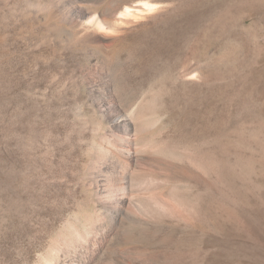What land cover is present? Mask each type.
<instances>
[{"label": "rangeland", "instance_id": "1", "mask_svg": "<svg viewBox=\"0 0 264 264\" xmlns=\"http://www.w3.org/2000/svg\"><path fill=\"white\" fill-rule=\"evenodd\" d=\"M11 2L0 264H264V0ZM135 5L133 24L100 30L113 50L73 46L81 22ZM107 97L136 119L135 143L109 135ZM185 137L213 139L221 177L151 150Z\"/></svg>", "mask_w": 264, "mask_h": 264}, {"label": "bare ground", "instance_id": "2", "mask_svg": "<svg viewBox=\"0 0 264 264\" xmlns=\"http://www.w3.org/2000/svg\"><path fill=\"white\" fill-rule=\"evenodd\" d=\"M30 1L31 0H12L11 3H12L13 9L16 8L15 10L21 11L23 9V6L27 4V2H30ZM71 3L73 5L72 7L77 6V5H74L73 2ZM7 4H8V0H0V24L2 22H6V13L8 10L11 9L10 7H7L8 6ZM146 5H148V3ZM143 6L141 5H137V6L135 5L134 7L129 6L125 9V11L123 12V14H121V16L116 17L115 19H113L114 17L109 18L108 14H106L108 16L105 18L106 16L105 13L102 11H99L100 15L102 16L101 19L99 18V16L94 17L95 19H92L91 21L92 24H89V22H87L88 20L81 22L80 25L83 28L81 30L83 31L82 33H79V32L76 33L77 38H76V42L73 43V46L74 47H78V46L83 47L86 45L104 46L106 50H113L114 45L118 44L117 43L118 36L102 34L100 33V30L103 28L107 29L108 27L117 30L125 25L128 26L130 24H133L136 21L137 16L140 14L141 8L143 9ZM87 11L88 10H85L84 13H86ZM96 11H98V9H96ZM50 16L52 17V15L49 14V17ZM35 17L37 18L38 14H35ZM48 20H49L48 18H44L45 25L49 24ZM101 20L104 21L103 22L104 24L101 23ZM105 21H108V22L106 23ZM49 48H50V51L52 52L54 51V47L52 46V44L49 45ZM61 52L64 53L63 51H60V53ZM110 98L107 97L106 98L107 100H105L103 104L101 105L99 104L100 109H101L100 110L101 116H102L101 118L102 119L108 118L109 122L112 125V131H110L109 135L113 136L114 138L117 137L121 141V144L135 143V141L133 140H135V135L138 131L137 123L135 122L136 119H132L128 116L123 115L119 110L117 111L118 108L114 109L115 104L112 103L113 101L109 100ZM145 137L146 136H144L143 138ZM213 142L214 141L212 138L206 139L203 142L206 149L203 150L202 149L203 143L197 142L196 138L194 140L190 137L189 139L188 137H185V138H181V140L180 139L171 140L170 142L167 139H160L158 141H155L151 145L152 146L151 150L162 156H168V157L172 156L173 158L181 162H183L184 160H187V165L192 170H200L205 174H212L211 176H214L216 174V177L217 175L218 177H221L219 173L217 174V170L219 171V168H218V163L216 162V156H215L216 153L214 151L215 149L213 150L214 147L212 148V145H209L210 143H213ZM170 143H172L171 145L172 149L169 148ZM136 154H137V151H131V149L127 150L126 154H124L126 156H124L122 161L126 163L128 168H130L132 161L136 160L135 159ZM148 164L151 165L149 162ZM174 170H175L174 172L179 171L176 169ZM126 178L127 176H125L124 179ZM131 184L132 182L130 178L128 185H131ZM194 209H195L194 207H190L191 213L194 212ZM118 210H121L123 213H128V209H126L124 205H122L121 208L118 207Z\"/></svg>", "mask_w": 264, "mask_h": 264}]
</instances>
